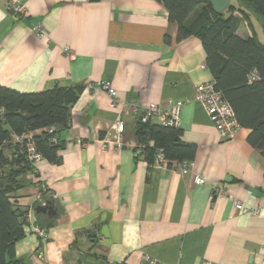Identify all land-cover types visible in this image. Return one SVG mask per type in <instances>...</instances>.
Segmentation results:
<instances>
[{"label":"crops","instance_id":"obj_1","mask_svg":"<svg viewBox=\"0 0 264 264\" xmlns=\"http://www.w3.org/2000/svg\"><path fill=\"white\" fill-rule=\"evenodd\" d=\"M12 3L26 15L17 16ZM251 33L243 22L238 34ZM178 35L157 0H0V84L25 93L84 86L61 133L62 162H35L38 175L24 176L14 194L30 223L48 232L40 238L28 231L17 242L24 264H142L148 257L157 264H264V157L248 142V128L221 138L194 96L197 84L213 79L203 42ZM101 81L143 108L182 101L181 138L196 145L188 173L177 162H148L138 118L114 107ZM120 118L122 145L103 150ZM197 174L207 182L196 184ZM43 200L55 203L54 217L36 212ZM236 200L261 210L241 213Z\"/></svg>","mask_w":264,"mask_h":264},{"label":"trees","instance_id":"obj_2","mask_svg":"<svg viewBox=\"0 0 264 264\" xmlns=\"http://www.w3.org/2000/svg\"><path fill=\"white\" fill-rule=\"evenodd\" d=\"M157 1L165 5L169 20L178 24L179 39L194 35L202 40L217 89L232 104L241 126L250 129L248 142L264 157V0H231L220 13L209 0ZM243 22L252 31L249 37L238 34ZM255 24L262 30L257 31ZM253 71L257 77L250 82ZM83 90L82 85H56L25 93L0 84V264H24L17 257L16 244L26 234L29 213L13 198L24 186V176L38 175L12 135L33 133L43 159L60 164V151L65 147L61 133L71 127V108ZM136 133L149 163L156 160L160 149L167 165L193 162L196 145L182 140L181 127L138 122Z\"/></svg>","mask_w":264,"mask_h":264},{"label":"built area","instance_id":"obj_3","mask_svg":"<svg viewBox=\"0 0 264 264\" xmlns=\"http://www.w3.org/2000/svg\"><path fill=\"white\" fill-rule=\"evenodd\" d=\"M11 9L19 17L26 15V10L22 5L12 3ZM35 30L37 35L40 37H44L46 35V32L42 28L41 24L36 25ZM64 51L69 57L74 58L75 55L71 52V49L68 46L64 47ZM202 67H206V65H202ZM256 77V72L253 71L249 81H255ZM99 86L107 90L110 94L112 97V105L114 107L123 108V115L134 114L141 123L156 121L164 126H171L175 128L181 127L182 101L172 102L167 106L150 103L148 106L143 108L135 102L121 101L117 97L115 88L105 81L99 82ZM194 96L196 100L202 102L206 106L210 119L217 128L221 138L233 139L237 136L242 126L236 117L232 104L224 98L222 92L217 89L214 79L197 84ZM115 128V132L109 133L103 138L101 145L103 150L114 147L118 148L122 145V136L126 128L125 120L120 118L117 121ZM12 138L14 142L19 143L21 147L26 150L28 158L31 162L35 164V162L43 159V156L37 150L36 143L33 139V133H25L23 135L13 134ZM54 140H56V138ZM156 161L162 164H167L163 150L160 149L158 151ZM180 166L184 173H188L191 169L192 162H183ZM194 180L196 184H205L207 182V177L203 174H197L195 175ZM212 188L213 190H218V186L216 184H213ZM221 194H224V192ZM42 202L43 204L46 203L44 200ZM235 208L241 213L252 215H258L261 210L260 205H249L240 200H236ZM28 231H32L40 238H47L48 236V232L45 228L30 222L26 227V233ZM142 264H157V262L156 260L148 257L144 259ZM205 264L210 263L207 262Z\"/></svg>","mask_w":264,"mask_h":264},{"label":"water","instance_id":"obj_4","mask_svg":"<svg viewBox=\"0 0 264 264\" xmlns=\"http://www.w3.org/2000/svg\"><path fill=\"white\" fill-rule=\"evenodd\" d=\"M212 5V8L215 12H224L230 5L231 0H209ZM60 130H63L60 127ZM258 191V188L253 189L254 194ZM37 213H44L50 217H54L57 214L56 206L54 202L46 201L45 204L38 205L36 207Z\"/></svg>","mask_w":264,"mask_h":264},{"label":"rangeland","instance_id":"obj_5","mask_svg":"<svg viewBox=\"0 0 264 264\" xmlns=\"http://www.w3.org/2000/svg\"><path fill=\"white\" fill-rule=\"evenodd\" d=\"M255 25H256L257 31L262 30V29H261V26H260L259 24H255ZM244 26L247 27L248 24H246V22H245V23H244Z\"/></svg>","mask_w":264,"mask_h":264}]
</instances>
